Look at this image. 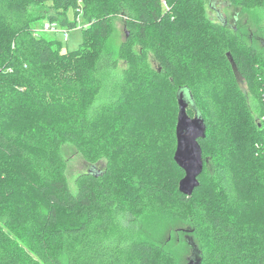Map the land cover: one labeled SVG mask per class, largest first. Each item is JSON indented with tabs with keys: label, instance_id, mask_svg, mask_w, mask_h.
I'll use <instances>...</instances> for the list:
<instances>
[{
	"label": "trees",
	"instance_id": "1",
	"mask_svg": "<svg viewBox=\"0 0 264 264\" xmlns=\"http://www.w3.org/2000/svg\"><path fill=\"white\" fill-rule=\"evenodd\" d=\"M212 2L0 0V264H186L134 226L163 213L202 264H264V51ZM228 2L264 18V0ZM52 8L83 15L80 48L38 34ZM179 97L207 126L191 196L174 158ZM67 144L89 165L74 188Z\"/></svg>",
	"mask_w": 264,
	"mask_h": 264
},
{
	"label": "rangeland",
	"instance_id": "2",
	"mask_svg": "<svg viewBox=\"0 0 264 264\" xmlns=\"http://www.w3.org/2000/svg\"><path fill=\"white\" fill-rule=\"evenodd\" d=\"M212 6L213 9L210 12L211 16L216 17L217 12H221L222 16L228 20V23L233 25L250 44L264 51V18L261 12L243 10L231 4L228 0H213ZM54 14L56 15L54 18H57L58 20L65 18L67 15L68 20H76L77 25H73V28H71L65 23L58 22V28L60 31H38V34L50 40L60 41L62 43L63 51L80 48L83 41V27L85 25L83 15L80 14L76 18L72 9H70L65 15L62 13H56L52 8L47 10L46 16L48 15L50 17ZM46 16L39 18L35 22L34 26L37 30L41 29L45 23L48 22V16ZM64 31L68 32L67 40L64 39ZM125 34L126 28L124 20L119 16L116 18L113 34L109 39V47L117 49L124 40ZM211 147L213 152L214 145H211ZM63 152L68 160V178L72 188H74L75 178L81 172L87 171L89 165L72 145L67 144L64 146ZM134 226L137 227V230L141 231V236H147L158 242L164 243L168 249L175 254L178 261L187 262V258L191 255V246L187 241L190 232L185 228V224L174 220L170 215L163 213L160 214L158 218L156 217V219L150 217L140 218L138 223Z\"/></svg>",
	"mask_w": 264,
	"mask_h": 264
},
{
	"label": "water",
	"instance_id": "3",
	"mask_svg": "<svg viewBox=\"0 0 264 264\" xmlns=\"http://www.w3.org/2000/svg\"><path fill=\"white\" fill-rule=\"evenodd\" d=\"M179 113L176 125V151L175 161L184 170V177L179 182V190L191 196L200 185L199 176L204 170L203 149L201 138L206 137L207 126L205 119L200 114L191 116L188 113V102L179 97ZM191 245V255L186 264H202V258L197 244L188 237Z\"/></svg>",
	"mask_w": 264,
	"mask_h": 264
},
{
	"label": "built area",
	"instance_id": "4",
	"mask_svg": "<svg viewBox=\"0 0 264 264\" xmlns=\"http://www.w3.org/2000/svg\"><path fill=\"white\" fill-rule=\"evenodd\" d=\"M44 30H47V31H57L59 29H58V27H56V24L49 23L48 22V23L45 24ZM65 37L67 39V37H68L67 32L65 33Z\"/></svg>",
	"mask_w": 264,
	"mask_h": 264
}]
</instances>
